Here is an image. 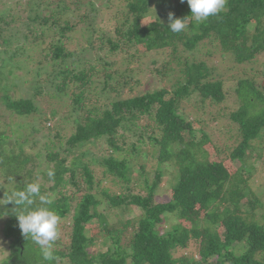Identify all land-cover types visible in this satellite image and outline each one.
Masks as SVG:
<instances>
[{
  "label": "trees",
  "instance_id": "16d2710c",
  "mask_svg": "<svg viewBox=\"0 0 264 264\" xmlns=\"http://www.w3.org/2000/svg\"><path fill=\"white\" fill-rule=\"evenodd\" d=\"M20 1L15 5L21 7L18 12L22 15L35 0L23 5ZM95 1L41 0L34 18L27 17L24 42L15 49L5 39L4 30L20 26L24 17L6 20L0 16V69L10 62H20L26 48L35 51L38 59L45 54L43 59L49 60L46 64L54 68L49 75L55 87L50 101L65 108L71 100V113L75 114L73 133L65 136L57 127L47 130L51 136L44 144L45 160L53 166L55 178L49 192L43 194L46 191L41 187V194L55 195L51 208L63 224L61 233L58 223L56 259L52 262L44 261L40 247L21 234L15 206L5 204L13 190H21L28 183L25 181L32 179V171L26 169L32 160L27 151L35 147L34 135L39 130L33 129L21 139L0 128V216L7 219L5 235L10 239L11 258L22 264H264V226L242 214L248 210L253 218L260 202L250 190L248 178L240 174L245 155L254 150L253 142L264 144V61H258L264 55V0H226L217 15L199 25L192 20L186 0H118L111 38L97 36L96 23L109 13L116 0H106L104 6H95ZM85 6L89 15H80ZM169 12L174 18H185L187 28L183 32H171ZM159 15L161 20L156 19ZM150 16L154 20L143 25ZM72 18H76L74 24ZM77 19L87 24L89 48L70 51L65 44L76 30ZM95 39L99 41V52L107 48V55L93 61L81 58L94 47ZM207 44L230 64L244 65L249 71L244 78H232L236 80V108L229 119L237 136L228 160L232 164L240 162L236 176L223 161L199 155L197 117L185 111V118L180 113H185L183 104L194 95L201 98L202 105L209 102L217 107L226 100V82L213 75V68L196 56ZM118 52L125 57L107 60ZM162 54L165 60L157 72L165 86L139 93L140 71L130 69L131 64ZM0 93V104L13 118L32 119L36 115L33 100L12 97L8 84L0 85ZM39 121L46 122L43 117ZM40 127L46 130L42 124ZM200 134L207 140L203 132ZM134 137L136 143L128 145L127 140ZM145 141L157 148L152 181L142 165L137 176L142 180L131 177L132 163ZM90 146L100 147L106 156H93ZM124 153L127 158L118 159ZM165 165L174 169V185L169 200L159 203L156 191ZM95 167L101 169L100 177ZM106 177L120 186L118 192L106 187ZM137 189L140 192L134 193ZM105 203L106 210L127 213L134 209L139 216L110 226L106 215L99 211ZM169 217L175 222L161 233L160 227ZM97 237L103 246L111 242L112 249L92 251ZM122 239H127L124 245ZM191 240L197 244L198 260L193 255L175 258L176 251L188 250ZM241 243L245 251L236 254L237 244Z\"/></svg>",
  "mask_w": 264,
  "mask_h": 264
},
{
  "label": "rangeland",
  "instance_id": "374dc122",
  "mask_svg": "<svg viewBox=\"0 0 264 264\" xmlns=\"http://www.w3.org/2000/svg\"><path fill=\"white\" fill-rule=\"evenodd\" d=\"M6 2V0H0V16L6 18V20H10L11 18H17L23 16L24 18L21 19L20 26L12 25L8 31L4 30L5 39L9 40L13 49L17 46H20L24 39L22 38V34H25L24 30H26L27 24V17L30 19L34 18V11L38 8L39 2L41 0H35L32 2L30 8L26 9L25 13L21 15V10L18 9V5H15V2ZM29 0H21L20 2L22 5ZM118 0H116L110 6V11L107 14H104L101 18L97 19L96 27L99 33L97 36L103 35L108 37H113V29H114V20L113 15L116 10V4ZM106 0H97L94 2L95 6H104L106 4ZM84 12L88 13L89 9L85 6L84 9H81L80 15ZM11 13V16L8 14ZM78 18V17H77ZM158 20L162 19V16L159 15ZM76 18H72L70 20L71 23H75ZM154 20V16L147 17L143 20L142 24L146 25L149 22ZM34 27V26H33ZM5 28V27H4ZM3 28V29H4ZM87 24L80 23L77 19V27L76 30L71 33L70 40L66 45L70 51L79 50L80 47L85 46L86 48L89 46L86 43V40L90 39L87 32ZM38 31V29H37ZM84 35V36H83ZM15 36V37H13ZM83 36V37H82ZM96 37V36H95ZM15 38V39H14ZM97 38V37H96ZM31 37L29 38L30 41ZM46 42V41H45ZM50 42V41H49ZM47 43V44H46ZM43 46L46 48L48 45V41ZM99 41L95 39L94 47L85 53L83 57L86 60L93 61L98 57H104L105 54L107 55V48L106 51L99 52ZM26 47V46H25ZM24 47V48H25ZM83 50V49H82ZM126 54L118 52L114 54V57H109L107 60L109 62L114 60H120L125 57ZM167 53H165V56ZM45 56V54H43ZM43 56L39 59L37 58L38 55L35 51L30 48H26L21 52L20 55V62H10L7 67H2L0 69V85L1 84H8V90L10 91V95L12 97L17 98H29L32 99L35 106H36V115L32 119H18L16 117H12L9 115L8 112H5L3 105L0 104V128L8 130L9 133L16 136L17 138H26V134H31L30 131L33 129H38L39 132L35 134V147L32 149H28L27 153L31 155L32 160L30 163L26 165V169L32 171V179L26 180L25 182L31 183L37 180V176L42 178L40 179L41 187L46 192L43 194L48 193L49 190L53 186V182L48 181V177L46 175L47 170L52 165L48 164L45 160V151H44V144L47 142V139L51 136L47 133V130L55 129L56 127L63 131L65 136L70 135L73 133V119L75 118L74 112L71 113L73 104L71 100L68 101L66 107L59 105L56 101H50L51 99L49 96L55 94V90L53 85L50 84V74L53 71V67L51 65H47L46 62L49 60L46 58L43 59ZM164 54L160 56L151 55L149 57H145L142 61L132 63L130 69L140 71L138 73V79L141 82V87H138L139 93L142 91L149 89V90H157L159 88H163L165 83L163 81L158 80V72L157 70L160 69V64L162 60H165ZM196 56L199 57L202 61H206L209 66L213 68V75L216 77L223 78L226 82V100L220 104L219 106H213L209 102L202 105L200 102L201 98L199 96L194 95L189 102H184L183 108L185 109L183 112L192 113L195 116H191L198 121V124L195 125L196 131V141L201 145L199 155H203L206 159L208 157H212L217 161H223L224 167L229 170L232 174L239 175L238 171L236 170L238 167H241L240 162L235 161L232 164L228 159L230 155V151L233 149V145H236L234 137L237 136V129L235 128L234 124L229 119V114L235 110L236 105L234 103V88L236 84V80H232L234 77L235 79L244 78L249 75V71L247 70L246 66H238L230 64L229 59L222 57L215 50L211 47L210 44L199 48V52L196 53ZM42 60V61H41ZM39 61L40 64L37 62ZM157 62L153 64L152 62ZM260 64L264 61V55L258 58ZM1 65V63H0ZM58 67L56 66L55 69ZM137 76V75H136ZM6 79L5 81H2ZM232 80V81H231ZM2 94L0 93V97ZM59 100V98H57ZM64 109V110H63ZM55 112V115L51 116L52 112ZM185 113L180 112L185 118H188V115ZM43 117V123L39 121V118ZM22 124V128L20 127ZM45 126V129H42L40 125ZM200 131L203 132L207 140L203 138L200 134ZM146 139V138H145ZM136 143V138H131L127 140L128 145L130 143ZM196 142V143H197ZM146 145L143 147H139L141 149L140 155L137 159H135L132 163V175L135 180L141 181L139 177L141 165L143 167L146 176L151 181L153 180L154 171L156 169V157H157V148L149 143V141H145ZM138 146V145H137ZM254 150L249 151L245 155V160L243 164V169L240 174L249 180V188L254 193L256 197H258L260 206L256 208L254 212V216L252 218L251 212L243 210L244 212L243 217L248 219L249 221H254L260 225L264 226V144L263 142H253ZM28 148V146H25ZM94 155L99 157L106 156L103 152L100 151V147L96 148L90 146L88 148ZM127 151V150H126ZM128 153V151H127ZM127 158V154H121L118 156V159H125ZM97 176L100 177L102 175L101 169L98 167L94 168ZM174 169L170 165L164 166V174L162 175V181L159 186V189L156 191V202H167L170 198V189L174 185ZM108 178L106 187L110 188L111 191L118 192L120 186L115 184L112 181L111 177ZM9 187V186H8ZM134 193L140 192L139 189L134 190ZM79 197H77L78 199ZM107 205L106 203L104 206L99 209L101 213H104L107 218V222H109L110 226L113 224L116 226L118 225V221H127L131 219H136L139 216L138 212L134 209H131L127 213L123 210H113L109 211L106 210ZM253 219V220H252ZM165 223L161 225V233H165L171 229V226L174 224L175 220L172 218H167L164 220ZM7 219L5 217L0 216V264H22L17 258H11V248L9 247L10 239L6 238L5 229H6ZM62 226L61 222L59 223L60 232L62 233ZM68 224L65 225V228H68ZM123 240V239H122ZM127 240V239H126ZM123 240V245L126 242ZM96 244L92 247V251H106L107 248L112 249L111 242H107V245H101V239L96 238ZM196 242L191 240L188 242V250L187 251H176L174 254L175 258H179L182 255L188 256L193 255L196 260H198V254L196 251ZM243 243L237 244L236 247V254H241L245 251V246ZM12 259V261H11Z\"/></svg>",
  "mask_w": 264,
  "mask_h": 264
},
{
  "label": "clouds",
  "instance_id": "9594fccd",
  "mask_svg": "<svg viewBox=\"0 0 264 264\" xmlns=\"http://www.w3.org/2000/svg\"><path fill=\"white\" fill-rule=\"evenodd\" d=\"M183 2V0H182ZM192 20L199 25L210 16L217 15L225 6L226 0H186ZM168 27L173 33H181L187 28L185 18H174V14H168ZM46 175L49 182H54L55 170L50 167ZM42 179L39 174L37 180L27 183L21 190H13L5 200V204H13L19 214L15 215L21 234L30 238L41 250L44 261L52 262L55 242L58 238V223L60 217L52 210L55 195H42ZM38 202V203H37Z\"/></svg>",
  "mask_w": 264,
  "mask_h": 264
}]
</instances>
